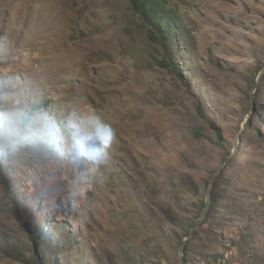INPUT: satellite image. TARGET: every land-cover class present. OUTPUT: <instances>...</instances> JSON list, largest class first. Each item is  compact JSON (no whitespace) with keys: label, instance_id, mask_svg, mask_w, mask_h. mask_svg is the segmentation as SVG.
I'll return each mask as SVG.
<instances>
[{"label":"rangeland","instance_id":"374dc122","mask_svg":"<svg viewBox=\"0 0 264 264\" xmlns=\"http://www.w3.org/2000/svg\"><path fill=\"white\" fill-rule=\"evenodd\" d=\"M166 2L0 0V264H178L250 109L182 264H264V0Z\"/></svg>","mask_w":264,"mask_h":264},{"label":"trees","instance_id":"16d2710c","mask_svg":"<svg viewBox=\"0 0 264 264\" xmlns=\"http://www.w3.org/2000/svg\"><path fill=\"white\" fill-rule=\"evenodd\" d=\"M128 2L132 10L136 12L145 23L153 26L155 31H172L177 28L175 22L178 16L175 10L167 4L166 0H128ZM159 42L163 46L165 45L164 39L160 38ZM159 63L165 65L164 62ZM194 134L198 137H205V134L199 129H195ZM4 191L8 192L6 186H4ZM34 263L39 264V259L35 258Z\"/></svg>","mask_w":264,"mask_h":264},{"label":"water","instance_id":"95a60500","mask_svg":"<svg viewBox=\"0 0 264 264\" xmlns=\"http://www.w3.org/2000/svg\"><path fill=\"white\" fill-rule=\"evenodd\" d=\"M262 71H264V67L262 68ZM261 73H259L258 77L256 78V80L254 81L251 91L249 92V96L250 98H252V93H253V89L256 88L258 81L260 80L261 77ZM251 110L250 112L247 114V118L246 121L248 120L249 115L251 114ZM246 121L243 123V125L241 126L240 130L237 132L236 138H235V142L233 145V148L231 149L230 153L227 154L226 156H224L221 161L219 162V164L217 165V168L213 171V173L210 176V180L208 181V185L205 191V197H204V204L201 210V213L199 214V216L197 217L196 221L194 222V224L191 227L190 232L182 239L180 245H179V262L178 264H182L184 262V246L185 244L188 242V240L190 239V237L193 235L196 227L199 225L200 221L203 219V217L205 216L209 204H210V192H211V187H212V182L215 179V177L222 171L224 165L227 163V161L233 157V155L237 152L238 150V145L240 143V138H241V132L245 127Z\"/></svg>","mask_w":264,"mask_h":264},{"label":"clouds","instance_id":"9594fccd","mask_svg":"<svg viewBox=\"0 0 264 264\" xmlns=\"http://www.w3.org/2000/svg\"><path fill=\"white\" fill-rule=\"evenodd\" d=\"M105 132H109L108 129H104L99 135L103 136ZM115 133L112 132L111 135H108V142H111V139L114 137ZM101 148H104L103 140H101V146L96 149L95 148V155L88 157L90 160H92L94 163L99 164L101 162L107 163V161L104 159L105 152L101 150ZM91 173H87L86 175H90Z\"/></svg>","mask_w":264,"mask_h":264}]
</instances>
